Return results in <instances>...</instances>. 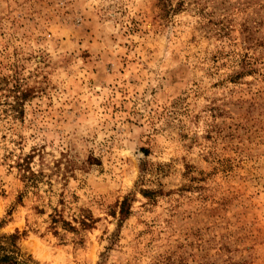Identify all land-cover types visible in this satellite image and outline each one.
<instances>
[{
	"label": "rangeland",
	"instance_id": "1",
	"mask_svg": "<svg viewBox=\"0 0 264 264\" xmlns=\"http://www.w3.org/2000/svg\"><path fill=\"white\" fill-rule=\"evenodd\" d=\"M6 75L31 89L19 115L0 90V233L21 252L264 264V0H0ZM55 206L94 223L55 236Z\"/></svg>",
	"mask_w": 264,
	"mask_h": 264
},
{
	"label": "trees",
	"instance_id": "2",
	"mask_svg": "<svg viewBox=\"0 0 264 264\" xmlns=\"http://www.w3.org/2000/svg\"><path fill=\"white\" fill-rule=\"evenodd\" d=\"M10 79H12L10 75L0 76V90L5 93L2 95L11 97L8 103L10 107L9 110H11L13 114L19 115L22 112L21 105L31 96V89L21 88L15 80L10 83ZM31 158V154H24L14 161V167L17 169L19 178L23 181L25 186H28L35 176V173L29 167ZM144 165V162L141 163V170L144 168ZM139 192L143 196H147L150 193L146 189H139ZM17 199H20V195L17 196ZM131 200L130 194H126L122 196L121 200L117 203L116 227L109 235L110 244L117 234L118 226L130 213ZM59 203L62 207V198L59 200ZM61 211L62 208H56L55 206L47 215L48 221L46 230L55 236L60 237L61 232H70L75 236L79 231L91 228L94 223V218H92L91 214L86 209L79 208L78 213L73 214L69 219L64 218ZM5 222V220L0 219V228ZM24 232V230L18 232L17 229H13V231L9 233H0V264H39L30 255L21 252L18 247L17 241L21 235H24ZM96 264H103V253L100 254V260Z\"/></svg>",
	"mask_w": 264,
	"mask_h": 264
}]
</instances>
